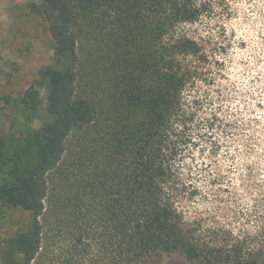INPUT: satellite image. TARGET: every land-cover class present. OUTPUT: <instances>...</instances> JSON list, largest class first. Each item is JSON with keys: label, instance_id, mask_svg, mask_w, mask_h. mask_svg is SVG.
Instances as JSON below:
<instances>
[{"label": "trees", "instance_id": "1", "mask_svg": "<svg viewBox=\"0 0 264 264\" xmlns=\"http://www.w3.org/2000/svg\"><path fill=\"white\" fill-rule=\"evenodd\" d=\"M206 10L32 3L51 55L25 89L0 95V264H264V150L239 175L250 204L234 219L187 217L178 201L176 158L192 129L229 131L246 153L259 144L247 128L264 134V116L205 113L199 88L218 59L183 27Z\"/></svg>", "mask_w": 264, "mask_h": 264}, {"label": "rangeland", "instance_id": "2", "mask_svg": "<svg viewBox=\"0 0 264 264\" xmlns=\"http://www.w3.org/2000/svg\"><path fill=\"white\" fill-rule=\"evenodd\" d=\"M202 1L207 8L204 16L183 28L190 37H201L218 59L210 77L199 88L201 98L210 103L205 105V113L231 118L233 115L240 124L248 115L261 119L264 116V90L261 91V87L264 89V0ZM35 2L0 0V95L22 91L36 71L50 63V37L32 11ZM259 99L262 108L257 107ZM257 127L252 123L247 128V135L259 141L258 152L251 153H246L238 139H227L229 131L224 135L217 132L209 135L200 125L192 129L176 158L178 201L187 217L207 221L228 218V221L234 219L241 203L250 204L240 191L239 175L245 164L257 169L259 151L264 150V134ZM242 128L239 126L238 132ZM160 264L189 262L180 255H172Z\"/></svg>", "mask_w": 264, "mask_h": 264}]
</instances>
